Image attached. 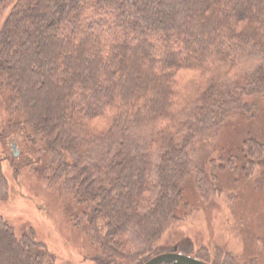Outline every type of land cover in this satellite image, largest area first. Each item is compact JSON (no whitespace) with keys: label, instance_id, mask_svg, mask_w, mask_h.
Wrapping results in <instances>:
<instances>
[{"label":"trees","instance_id":"1","mask_svg":"<svg viewBox=\"0 0 264 264\" xmlns=\"http://www.w3.org/2000/svg\"><path fill=\"white\" fill-rule=\"evenodd\" d=\"M0 96V202L3 162L29 166L82 208L75 226L108 260L152 251L189 184L220 194L223 158L203 170L196 146L264 109V0H0ZM247 129L228 172L244 163L264 195V130ZM13 134L25 151L7 158ZM196 255L234 264L222 248ZM0 264L57 260L0 217Z\"/></svg>","mask_w":264,"mask_h":264},{"label":"rangeland","instance_id":"2","mask_svg":"<svg viewBox=\"0 0 264 264\" xmlns=\"http://www.w3.org/2000/svg\"><path fill=\"white\" fill-rule=\"evenodd\" d=\"M2 97L0 130L7 118L6 101ZM246 129L247 134L259 140L261 129L264 130V109L252 119V123L251 120L234 121L216 144L210 142L196 146L198 164L203 170L206 168L210 171L211 160L223 158L216 163L218 169L215 170L216 173L219 171L217 175L220 178L222 174L220 194L211 202L203 201L194 185L189 184L186 199L178 210L179 220L152 251L137 253V248L133 250L137 255L130 252L126 253L129 256L123 260H108L98 247L89 242L85 232L75 226L76 220L82 215V208L74 199L65 195L59 186L49 188L29 166H23L20 173L15 175V166L9 160L3 162V172L9 183L10 195L6 202H0V217L17 234H31L56 257L57 264H144L164 253L196 257V253L213 247L231 253L234 257L225 258L234 264L237 260L244 264L253 258H258L259 264H264V195L255 185L256 179H245L241 175L244 163L235 161L238 168L234 175L228 172L226 161L231 156L236 158L234 153L241 147ZM13 146L18 153L15 158L25 151L21 137L13 134L6 138L5 157H14ZM223 168H226L224 173L220 172ZM221 260H224L223 256Z\"/></svg>","mask_w":264,"mask_h":264},{"label":"water","instance_id":"3","mask_svg":"<svg viewBox=\"0 0 264 264\" xmlns=\"http://www.w3.org/2000/svg\"><path fill=\"white\" fill-rule=\"evenodd\" d=\"M13 149H14V156L17 157L18 153L15 146H13ZM144 264H208V263L185 254L164 253L152 257Z\"/></svg>","mask_w":264,"mask_h":264}]
</instances>
